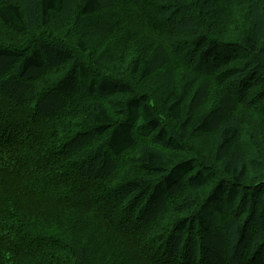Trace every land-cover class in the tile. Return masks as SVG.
Returning a JSON list of instances; mask_svg holds the SVG:
<instances>
[{"label":"trees","instance_id":"obj_1","mask_svg":"<svg viewBox=\"0 0 264 264\" xmlns=\"http://www.w3.org/2000/svg\"><path fill=\"white\" fill-rule=\"evenodd\" d=\"M263 15L264 0H0L27 39L0 41V264H264V179L191 148H227L240 107L264 113Z\"/></svg>","mask_w":264,"mask_h":264},{"label":"rangeland","instance_id":"obj_2","mask_svg":"<svg viewBox=\"0 0 264 264\" xmlns=\"http://www.w3.org/2000/svg\"><path fill=\"white\" fill-rule=\"evenodd\" d=\"M264 16V15H263ZM264 21V19H263ZM134 25V23H133ZM263 31V30H262ZM51 30L47 29L45 30H37L35 29L34 32H32V34H34L35 37H40V38H45V39H55L53 38V36L50 34ZM229 36L233 35V32L230 33L229 32ZM263 35V36H262ZM150 37L155 38L157 41H160V38H156L154 36L148 35ZM261 43L264 41V34L261 33ZM64 40L65 42H69L71 41V35L70 34H65L64 35ZM166 38L169 41H172L170 39V37ZM72 39L76 40L77 36H74ZM9 41L11 43V45H23L25 43H27V39H23V38H17L16 35L12 36L10 33H8V31L6 29H4L3 25L0 23V41ZM176 40V39H173ZM177 41V40H176ZM162 42V40H161ZM164 42V41H163ZM6 45V44H5ZM177 45V44H176ZM176 51V58L181 59L182 57V47H178L176 46L175 48ZM128 54H126L127 57ZM75 56L77 58H79V56L81 58H86L88 60V57H86V55L82 54V53H75ZM6 63L4 62L3 64H1L0 67V71H3L4 68L6 67ZM126 77L130 78L131 80L136 82L137 85V90H140L144 93H148V94H152V87L149 84H145L144 82L140 81L141 83L137 82V80L133 77H131L130 75H126ZM202 78V76H201ZM200 77L197 78V80L199 81ZM46 80H43L40 82V84L45 83ZM133 83V82H132ZM195 88L197 87V85H199L198 83H195ZM181 89V88H180ZM220 90L219 87H214L212 86L211 90L208 93L207 99H206V103H205V107L204 108H208L211 106V104L216 103L219 99H220V92L218 91ZM222 90V89H221ZM153 100V99H152ZM158 102V101H157ZM112 106V103H110ZM157 106H160L164 112H166L167 114H169L167 108L165 107V103H158ZM238 116L236 118V116ZM231 118L230 122H237L240 126V134L238 136V138L236 137V139L232 140L229 143V146L225 149L221 148L218 151V146L217 143L219 141V135H213V144L211 146L202 147L203 149L200 150V146L201 143L198 141H192L193 143L191 145V148L193 149V151L195 153H197L200 158H203L204 161L206 160V162L208 161V163L214 167L217 168L216 171H218V173L221 171V169L224 167V165L231 163L234 166L238 165V169H241L242 164L247 163L248 167H247V172L245 174V176L242 178L243 182H246L248 184H253L255 182H260V180L264 179V113H260L258 110L254 111L252 110V108H248L246 110H242L241 107L238 108V111L235 114H231V116L229 117ZM172 120V121H171ZM169 120L170 122V129L178 131L177 128L178 125L177 123L179 122L178 120H173L171 119ZM180 133V132H179ZM182 134V133H181ZM184 138H186V140L190 141L189 139H191V137L189 135L183 134ZM189 138V139H188ZM190 142V143H191ZM210 147H212V149H210ZM199 156H196L199 158ZM203 161V160H202ZM203 161V162H204ZM199 165H202L203 163L199 160ZM129 164H126V166H124V168L120 169L118 171V177H121V175H123L125 173V171H131V170H125L128 168ZM133 171L136 172V169L134 168ZM111 183V181H110ZM182 187V185H179L178 188L180 189ZM178 189V190H179ZM107 194V193H106ZM190 196V195H189ZM188 196V197H189ZM187 195L186 197H184V199L182 198L181 201H179L180 205L184 202L187 201ZM192 198V197H190ZM188 198V199H190ZM122 206H124V203L122 204ZM182 206V205H181ZM183 207V206H182ZM185 207H187V209H190L189 205H185ZM117 209H121L120 207ZM237 220V219H236ZM234 220L231 221V225H233L235 223ZM239 220L236 221V224L238 223ZM234 227H232L233 229ZM233 231V230H232ZM77 236H82L84 238H88V239H93L95 240L93 237H96V235H99L97 233V231L92 228V226H81L80 228H78L77 233H75ZM222 237L221 234L216 233L214 231H212L211 233L207 234V238H208V244L211 245L212 243H214V245L217 242H220V238ZM128 246V245H127ZM218 250V249H216ZM221 250V248L219 249ZM89 251L91 253H93L92 249H89ZM124 254V253H123ZM128 261V259H127ZM129 263V262H128Z\"/></svg>","mask_w":264,"mask_h":264}]
</instances>
